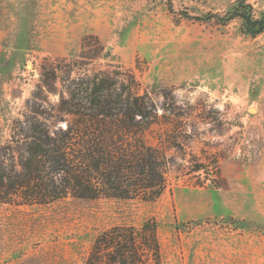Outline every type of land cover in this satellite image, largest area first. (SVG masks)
Listing matches in <instances>:
<instances>
[{"label": "rangeland", "instance_id": "rangeland-1", "mask_svg": "<svg viewBox=\"0 0 264 264\" xmlns=\"http://www.w3.org/2000/svg\"><path fill=\"white\" fill-rule=\"evenodd\" d=\"M236 1L0 0L1 143L17 118L54 116L72 79L123 72L155 104L148 142L172 159L153 201L0 200V264H86L100 230L146 219L162 264H264V30L178 13L222 17Z\"/></svg>", "mask_w": 264, "mask_h": 264}, {"label": "trees", "instance_id": "trees-1", "mask_svg": "<svg viewBox=\"0 0 264 264\" xmlns=\"http://www.w3.org/2000/svg\"><path fill=\"white\" fill-rule=\"evenodd\" d=\"M170 10L171 0H166ZM192 20L217 17L242 20L246 33L264 30V14L255 16L247 0H237L224 16L178 12ZM95 72L72 79L68 96L57 113L17 118L0 142V200L47 204L59 199H157L167 183L172 162L162 145L146 137L156 120V107L147 92L138 94L135 80ZM131 78V77H130ZM54 117L65 125L50 129ZM204 168L203 163L195 171ZM86 264H162L158 224H117L93 238Z\"/></svg>", "mask_w": 264, "mask_h": 264}]
</instances>
